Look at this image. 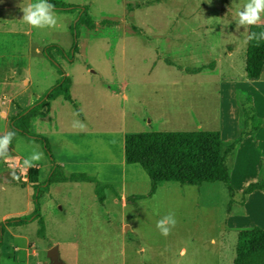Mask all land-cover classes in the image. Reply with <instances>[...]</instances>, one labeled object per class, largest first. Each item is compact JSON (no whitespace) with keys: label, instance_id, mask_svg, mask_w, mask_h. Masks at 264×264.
Wrapping results in <instances>:
<instances>
[{"label":"crops","instance_id":"1","mask_svg":"<svg viewBox=\"0 0 264 264\" xmlns=\"http://www.w3.org/2000/svg\"><path fill=\"white\" fill-rule=\"evenodd\" d=\"M58 1L76 4L65 0ZM35 2L37 0H0V135L11 131V119L44 97L62 77L58 69L45 56V58L41 57L43 49H41L39 40H43L52 32L59 31L66 23L72 28L77 11L70 14L54 10L57 18L56 27L37 29L23 21L24 13L21 8ZM224 10L222 15L227 16L226 23H230L232 13L230 10ZM146 14L144 12L145 18ZM94 20L97 22L95 18ZM226 23L216 25L214 32L209 35L214 42H217V45L207 43L205 45L209 47L207 54L204 55L199 51L193 63L189 65L182 64L183 57L174 54L175 58H173L169 55L167 48L162 47L161 43L157 44L161 41L160 37L164 32L159 31V34L155 33L152 36L150 31L153 28L145 23L143 29L149 41V49L139 57H144L146 63L152 65L149 75L143 80H137L134 66L136 56H131L129 53L130 50L135 52V49L127 42L121 46L122 56L113 54L116 45L119 44L118 41L98 39L90 42L87 48L89 46L98 47L100 43H108L109 50L103 51L105 56L92 58L88 56L87 51H84L73 59H65L57 52L53 53V57L63 64L61 66L71 79L72 100H67L64 96L51 100L46 111L31 120V131L42 134L48 139L56 163L61 166L66 176L70 177L74 173L88 174L97 178L103 185H111L113 189H107L105 203L101 204L96 193V184L93 182L76 179L53 182L49 189L40 195L41 212L47 223L45 236L39 235L38 220L22 226H8L5 229L0 250L4 247L8 234L15 240H25L26 245L23 247L27 254L25 264H39V251L48 250L49 252L54 246L59 247L61 258L60 242L57 241L48 248L46 242L35 245L29 235L24 232L23 227L31 226L38 239L51 241L57 239L49 231L45 203L48 201L51 205L53 203L55 207L61 209L60 196L54 190L69 181L79 183L77 185H79L81 203L85 201L83 188L86 186L83 183H88L90 185L87 188L91 186L99 205L105 207L109 197L113 196L114 199L124 201L125 211L131 207L132 216L140 217V202L149 196L138 199L136 202H129L128 199L135 195H147L151 187L140 188V186L143 183L148 185L151 180L148 174L143 175L145 178L142 181L133 180L131 177L136 168H133L135 164H128L126 161V137L129 134L164 131H218L224 142L231 143L243 134V111L253 109L256 116L264 121V68L257 79L250 78L248 73L250 46L248 37L253 26L247 30L242 27L245 32L242 43L239 41L242 30L239 29L236 31L238 34L234 36L235 44L222 49L221 41L230 40L233 37L231 24ZM254 27H264V23ZM152 38H158V42L153 46L150 43L153 42ZM74 46L75 41L69 47L65 46V50L70 51ZM195 63H200V65H194ZM168 67L180 72L179 77L171 79V85L175 86L179 79H189L194 86L173 87L171 91L179 100L170 102L167 101L169 90L166 87ZM157 69L161 72L154 79L152 72ZM141 81L144 82L143 86H138ZM218 101L225 105L226 121L220 122L215 113ZM77 121L86 125L83 131L73 127ZM23 137L25 136L18 135L13 139L10 151L19 157L10 164L8 163L9 165L15 164L16 161L24 163L27 158V152L23 155L14 147L18 138L25 141ZM27 139L30 141H26L27 143H34L30 144L31 146L44 150L40 142ZM237 149L240 153L238 159L236 156L235 163L239 162L243 167L241 172L244 177L249 173H264V167L261 164V160H264V123L258 130L252 132ZM248 156L254 166H251L249 161L244 162L246 158L249 159ZM34 164L35 178L30 184H28V177L25 184L20 183L24 174H20L19 180L15 179L19 183L16 184L10 178L6 180V176L13 178L11 170L7 174L0 172V180H3L0 182L2 190L6 192L7 186L12 188L9 195L0 203V210L17 205L23 206V201H26L27 206L21 213L25 215L33 212L35 207L34 185L45 182L53 167V163L49 160L48 162L45 160L43 167L37 162ZM235 176L234 171L232 183ZM261 176L264 177V174ZM19 185H21V190L27 189L26 193L20 196L17 193ZM133 188L143 191L133 190L129 193L128 190ZM262 193V191H255L250 194L251 199L247 202L243 212L244 215L248 214L246 218L240 216L242 213H230L226 217L223 229L218 231L221 241L213 242L214 244L219 243L220 246L218 264H234L238 243V231L235 230L248 229L256 225L264 229V216L261 211L264 206ZM11 197L12 201L7 203L8 198ZM118 200L115 201L117 205H119ZM50 215L48 217H53L52 212ZM256 215L258 223L253 222ZM7 216V214L3 215L0 222L7 219ZM250 216L253 218L250 219ZM231 233L237 235V241L234 239L229 248ZM31 257H34V263H31Z\"/></svg>","mask_w":264,"mask_h":264},{"label":"rangeland","instance_id":"2","mask_svg":"<svg viewBox=\"0 0 264 264\" xmlns=\"http://www.w3.org/2000/svg\"><path fill=\"white\" fill-rule=\"evenodd\" d=\"M65 1L87 5L88 13L93 20L95 18L99 22H96L97 24L107 22L111 23V26L91 29L79 23L75 27L81 14L80 10H76L77 17L72 24V28L71 25L66 23L59 31L52 32L43 40H39L44 54H41V57L45 56L57 68L55 63L49 58L53 57L51 55L54 52H57L49 49L51 45H57L65 50V46L69 47L75 41V46L72 50H65L66 52H72L71 56L75 57L87 51L86 53L89 57L96 58L97 56H105L103 51L109 50L108 43H100L98 47L89 46L87 48L90 42L97 39L110 42L118 41L119 44L116 45L113 51V54L117 56H122L121 46L127 42L130 47L135 49V52L130 50L129 53L131 56H136L134 66L137 80L145 79L149 75L152 65L146 63L144 57H139L149 49V41H147L143 29L145 23L153 28L150 31L152 36L155 33L159 34V31L164 32L163 36L160 37L161 41L157 44L161 43L162 47L167 48L169 55L173 58H175L174 54L183 57L182 64L189 65L193 63V59L196 58L199 51L204 55L207 54L209 49V47L205 46L207 43H211L214 46L217 45V42H214L209 35L214 32L213 29L216 28V25H222L227 22L228 17L222 15L223 11H225L224 9L230 10L232 13L230 23L226 24H231L233 37L230 40L221 41V46L222 49H225L228 45L235 44L234 36L238 34L236 32L237 13L248 2V0ZM144 12L147 13L146 18ZM63 13L72 14L71 12ZM262 20H264V17H262ZM62 21L64 22V20ZM198 28L199 31H197ZM240 29L242 34L239 41L242 43L245 32L242 26ZM152 39L153 42L150 43L153 46L158 42V38ZM74 48L76 49L75 53L73 51ZM86 48L87 50H85ZM157 65L159 66L160 64ZM194 65H200V63H195ZM168 70L166 73V87L169 90L167 101L170 102L179 100L171 91L173 87L194 86L189 79H179L175 86L171 85V79L179 77L180 72L175 68L171 69V67H168ZM160 72L159 69L154 70L152 72L153 78L156 79ZM162 73L165 74L164 71ZM143 84L144 82L142 83L141 81L138 86H143ZM163 86L165 87V84ZM216 104L217 110L215 113L218 116V120L220 119V122L226 121L225 105L221 101ZM253 129L249 124L247 131L251 132ZM243 131H246V129L243 128ZM38 135L45 137L42 134ZM23 138L25 141L18 138L14 143V147L19 153L21 152L25 155V152H27L26 156L28 157L33 151H42L44 154L43 158L36 162L42 167L45 160L52 162L50 155H47L43 148L40 150L38 147L31 146L30 144L34 143H27L30 141L26 137ZM239 153L240 150L237 149L234 157L236 158L237 156L238 159ZM17 157L19 156L10 151L8 162L0 159V172L7 174L10 172L9 170L13 171L10 169L9 164ZM248 158L244 162L249 161V164L254 166L250 161V156ZM233 163L235 165H233L231 178L234 171L236 172L232 183L235 193L233 196L222 182L204 183L200 186L183 185L179 182H161L153 197H146L141 200L140 217L132 216L131 207L125 211L124 201L114 199L113 196L109 197L105 207L99 205L95 192L92 193L91 186L87 188L90 185L88 183H83L86 186L83 188L85 201L81 203L79 185H77L79 183L74 181L65 182L64 185L56 187L54 190L60 196L59 201L62 208L58 209V207H55L53 203L51 205L48 201L45 203L48 216H51L50 212H52L53 216H47L49 231L57 239L52 241L49 239H38L31 226H25L23 230L29 235L35 245L40 242H46V247L48 248L54 245L55 242H60L63 264H218L220 246L219 243H213L221 241L218 231L223 229L224 221L230 213H242L240 216L243 218L248 216V214L244 215L243 212L247 202L251 199V195H247L244 199V191L250 184L264 180V177L261 176L264 173L261 172L259 174L249 173L244 177L241 172L243 167H241L240 163H235L234 158L231 161V164ZM261 164L264 167L263 159ZM21 165L23 167L24 163ZM22 167L19 169H22ZM31 168L24 172L21 184L26 183L27 177L29 179L28 184L34 181L35 172L32 171L34 167ZM133 168H136L134 170L135 173L131 174L133 180L142 181L145 178L143 175L147 176V173L140 165L135 164ZM9 178L19 184L15 179L6 176V180H9ZM2 181L0 180V182ZM1 186L2 184H0V203L12 191V188L7 186V191L5 192ZM149 186L152 188V183H148V185L143 183L140 188ZM20 187L21 185L17 188L18 196L25 194L27 190L25 188L21 190ZM133 190L143 191L142 189L133 188L128 190V192L130 193ZM262 192L264 193V191ZM263 193L262 196L264 198ZM13 198L16 199V197ZM117 200L119 205L115 203ZM8 201H12V197L8 198L7 203ZM26 206V201H23V206L17 205L0 210V220L5 214L8 215L7 218L24 215L21 211ZM261 211L264 216V206ZM11 212L13 214H10ZM170 213L174 214L177 223L175 227L171 228L170 234L164 236L161 234L160 229L157 228V222ZM252 218L250 216V219ZM257 219L258 216L256 215L253 218V222L256 223ZM235 231L237 232L238 230ZM234 239L237 241V235L231 233L229 248L232 246ZM25 245V240H15L7 234L5 245L0 250V264H25L27 261V254L23 249ZM39 253V264H51V260L48 258V250L39 251ZM31 259V263H34V257H31Z\"/></svg>","mask_w":264,"mask_h":264},{"label":"trees","instance_id":"3","mask_svg":"<svg viewBox=\"0 0 264 264\" xmlns=\"http://www.w3.org/2000/svg\"><path fill=\"white\" fill-rule=\"evenodd\" d=\"M48 2L53 4L55 6L54 10L59 12L80 10V18L75 27L79 23L91 29L111 26V23L107 22L97 24L88 13L86 5L71 4L58 0H48ZM262 31H264V27H253L251 29V33L256 32L259 34ZM49 49L57 51L65 59H73L72 52H66L57 45H51ZM73 51L75 53L76 49L74 48ZM49 58L57 66L62 75L61 79L44 97L11 119V131L15 132V137L23 135L40 142L47 155H50L53 167L45 182L34 185L33 202L35 207L33 212L7 218L0 222V247L3 245V236L8 226H22L38 220L40 224L39 235L45 236L46 223L41 212L40 195L46 192L53 182L68 179L93 182L96 184V193L101 204L105 203L107 189H113L111 185H103L97 178L88 174L74 173L70 177L66 176L61 166L56 163L48 139L31 131V120L44 112L49 107L51 100L59 96L72 100L70 93L71 79L54 57ZM263 68L264 40L258 42L252 39L250 40L248 62L250 78H259ZM242 122L246 131H243V134L231 143L224 142L218 131L141 132L127 135V163L140 165L148 174L152 183L151 191L147 195H135L130 197L128 201L136 202L146 196H154L161 182H179L183 185L193 186L222 182L233 196L235 193L231 173L234 163L231 164V161L233 158L235 159V151L252 132L258 130L264 123L262 119L256 116L253 109L243 111ZM249 124L254 128L251 132L247 131ZM255 191H264V180L250 184L244 191V199ZM234 264H264L263 228L256 226L238 230L237 255Z\"/></svg>","mask_w":264,"mask_h":264},{"label":"clouds","instance_id":"4","mask_svg":"<svg viewBox=\"0 0 264 264\" xmlns=\"http://www.w3.org/2000/svg\"><path fill=\"white\" fill-rule=\"evenodd\" d=\"M21 8L24 13L23 21L29 26L37 29L56 27L57 18L54 12L55 6L50 4L48 0H37V2ZM237 15V30H239L241 26L245 30L251 26H260L262 23H264V20H262V17H264V0H248V2L243 6L242 10L237 13ZM248 39H255L258 42L260 40H264V31L260 32L259 34L252 32ZM73 127H77L83 131L86 128V125L77 121L74 123ZM14 137V131H8L5 134L0 135V159H3L5 162H8V156ZM42 158V152L33 151L32 154L25 159L21 173L23 174L27 171V169L34 167V162L39 161ZM12 176L16 180L20 179V175H17L15 170L12 171ZM176 223L177 221L174 214L170 213L157 222V228L160 229L162 235L168 236L170 234L171 228L175 227Z\"/></svg>","mask_w":264,"mask_h":264},{"label":"water","instance_id":"5","mask_svg":"<svg viewBox=\"0 0 264 264\" xmlns=\"http://www.w3.org/2000/svg\"><path fill=\"white\" fill-rule=\"evenodd\" d=\"M48 257L51 260L52 264H63L60 258V251L58 246H54L53 248H51V250L48 252Z\"/></svg>","mask_w":264,"mask_h":264},{"label":"built area","instance_id":"6","mask_svg":"<svg viewBox=\"0 0 264 264\" xmlns=\"http://www.w3.org/2000/svg\"><path fill=\"white\" fill-rule=\"evenodd\" d=\"M22 162L21 161H16V163L15 164H12V165H9V167H11V169L12 170H15L19 175L21 174V175H23L22 173H21V169H19V168H21L22 167ZM23 168V167H22ZM29 169H32V168H29ZM35 169V168H34ZM33 169V170H34ZM32 170V171H33Z\"/></svg>","mask_w":264,"mask_h":264}]
</instances>
